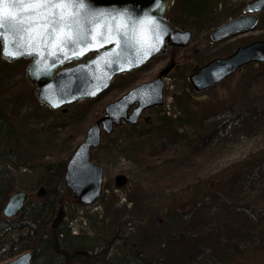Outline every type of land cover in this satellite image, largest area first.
Instances as JSON below:
<instances>
[{
    "label": "rangeland",
    "instance_id": "374dc122",
    "mask_svg": "<svg viewBox=\"0 0 264 264\" xmlns=\"http://www.w3.org/2000/svg\"><path fill=\"white\" fill-rule=\"evenodd\" d=\"M247 1L175 0L173 15L178 26L194 32L192 43L187 48L168 49L166 54L153 59L151 64L141 70L119 75L109 90L98 99L67 106L66 113L56 112L43 124H38L40 127L30 125L35 109L33 103L39 104L32 87L25 80L26 65L18 66L6 82L0 83L1 90H6L5 99L22 116V127L27 126L28 131H38L49 124L54 125L52 129L35 133V140L41 143V147L46 143L50 147L55 146L54 151L62 161L67 162L75 147L83 140L88 127L103 117L106 104L120 98L131 87L152 80L170 62V58L177 62V66L164 79V105L143 112L152 118L151 125L141 122L140 126H129L122 123L110 135L102 132L101 146L91 152V159L104 170L102 195L92 206L84 207L79 212L72 205L60 209L56 222L61 223L66 215L74 213L76 218L68 226L76 233L88 237L94 234L102 236L104 229L108 231L106 235L115 230L131 233L148 257L157 262L165 261L169 256L165 250L171 231L177 230L180 223L188 220L190 214L198 209L199 203L193 198L206 187L205 183L213 185L223 177L222 172L234 170V164H240L246 158L251 159L253 154L261 153L258 157L264 159V130L259 128V123H245L242 118L244 113H241L243 104H248L255 113L262 114L264 111V68L258 69L256 65L257 68L238 71L203 93L192 90L187 79L195 66L216 57H226L238 46L251 41L264 40V12L259 14L258 26L248 34L237 35L223 42L214 43L210 39L211 30L242 14ZM45 110L38 109L39 118L45 116ZM169 115L172 119L181 117L172 123L174 133L177 131L194 139L198 136L195 133L200 124L204 125V132L212 133L209 143L202 145L194 158L183 162L179 156H175L183 151L182 144L187 142H180L177 138L178 141L172 143L170 139L174 135L169 130L156 135L159 120ZM235 121L238 131L232 130ZM206 126H209L208 131ZM223 130L229 133L225 134ZM205 136L207 138V134ZM159 137L164 146L171 149L151 155L149 146ZM119 178L123 182L117 185ZM27 192L30 200L39 198L37 190ZM172 199L178 200V203L175 204ZM207 201L215 212L212 198ZM158 208L166 211L172 208L173 212H177L161 217ZM237 227L233 234L234 243L229 240L230 231L225 229L224 236L217 240V250L211 253L213 262L206 257L210 264H264V232L250 231L247 236L250 243H259L260 249L251 248L242 256L235 257V249L242 248L246 242L244 218ZM193 259V264H200Z\"/></svg>",
    "mask_w": 264,
    "mask_h": 264
},
{
    "label": "trees",
    "instance_id": "16d2710c",
    "mask_svg": "<svg viewBox=\"0 0 264 264\" xmlns=\"http://www.w3.org/2000/svg\"><path fill=\"white\" fill-rule=\"evenodd\" d=\"M24 63L25 61L21 60L9 65L0 58V83L6 82L12 71ZM260 67L264 68V65L261 64L258 69ZM249 68L257 67H246ZM5 91L0 87V261L31 251L32 264H193L192 257L200 264H210L206 257L213 262L211 253L217 250V240L224 236L225 229H228L229 240L234 243V229L239 228L238 222L242 218L245 219L244 228L247 229L244 234L246 242L242 248L235 249V257L242 256L251 248H261L259 243L252 244L247 238L250 231L264 232V159L262 156L258 157L261 153L253 154L251 159L246 158L240 164H234V170L222 172L223 177L213 185L205 183L206 187L193 198L199 203L198 209L190 214L188 220L182 221L177 230L171 231L165 250L169 256L165 261L157 262L148 257L133 239V234L125 231L115 230L114 233L111 231L112 234L110 232L106 235L108 231L104 229L102 236L94 234L93 237L81 233L73 234L68 223L76 218L74 213L66 215L61 223L55 219L60 209L66 206L72 205L78 212L84 209L74 202L72 194L63 183L66 162L54 151L55 146L50 147L46 143L41 147V143L34 137L35 133L52 129L54 125L49 124L38 131L26 130L27 126H21L23 121L19 111L14 110L12 103L5 99ZM33 105L35 109L30 125L39 126L55 114L46 108L45 116L39 118L38 109L43 108L34 103ZM249 107L248 104H243L241 108L245 123H259V128L264 130V111L262 114L255 113V110ZM187 112L189 115L190 112ZM180 119L181 117L172 119L164 116L159 120L156 135L169 130L174 135L173 139H170L172 143L178 140L187 142L182 144L183 151L175 155L185 162L194 158L202 145L209 143L212 133L204 132L203 124L197 128L195 134L198 136L194 139L186 134H178L177 131L174 133L172 123ZM199 122H202L201 119ZM208 130L209 126H206V131ZM232 130H239L237 121L232 125ZM164 145L160 137L155 138L149 146L150 154H159L171 149ZM39 187L45 188V197L29 199L16 219L3 218V206L13 192L33 191ZM209 198H212L215 204V212L209 207ZM172 200L175 204L178 203V200ZM158 209L161 217H168L177 212H173L172 208L168 211L164 208Z\"/></svg>",
    "mask_w": 264,
    "mask_h": 264
},
{
    "label": "water",
    "instance_id": "95a60500",
    "mask_svg": "<svg viewBox=\"0 0 264 264\" xmlns=\"http://www.w3.org/2000/svg\"><path fill=\"white\" fill-rule=\"evenodd\" d=\"M171 3L172 0H84L83 8L67 10L68 13L78 12L76 19L84 30L80 43L69 45L63 52L39 43L31 48L17 50L13 43L17 37L9 33L6 41L0 40V55L9 63L21 57L31 60L25 76L34 87V97L44 107L56 111L66 105L95 100L108 90L115 76L139 68L151 57L165 52L166 40L171 47L183 48L190 43L192 31H180L165 18ZM262 10L264 0L249 1L245 7L248 14L217 27L210 34L212 39L223 40L255 29L258 18L254 13ZM106 36L112 37V43H105L101 47ZM70 48L83 54L73 55ZM28 52L32 54L29 55ZM88 54L93 56L80 62ZM252 61L264 63V41L252 42L246 47L238 48L227 59H216L206 66L195 68L189 80L195 90L201 91ZM72 63L75 65L67 66ZM172 67L173 64L168 65L151 83L134 87L120 99L107 104L104 117L89 127L84 140L69 157L64 171V182L80 204L92 205L102 193L104 170L90 160L91 148L100 146L102 129L110 134L113 125H119L121 119L130 124L137 123L144 109L162 105L164 82L161 78ZM135 103L139 105L127 115L131 105ZM122 182L120 178L117 180V184ZM37 195L44 196V189L40 188ZM27 197L23 191L12 194L4 206V216L16 217L23 209ZM30 259L31 254L24 253L7 264H30Z\"/></svg>",
    "mask_w": 264,
    "mask_h": 264
},
{
    "label": "snow or ice",
    "instance_id": "6c2138e0",
    "mask_svg": "<svg viewBox=\"0 0 264 264\" xmlns=\"http://www.w3.org/2000/svg\"><path fill=\"white\" fill-rule=\"evenodd\" d=\"M83 7L84 0H0V40L6 41L11 33L17 37L13 40L17 50L39 43L63 52L69 45L80 43L84 35L82 25L76 19L78 12L68 13L67 10ZM105 43H112V37H104L100 46ZM70 50L73 55L83 54L74 48Z\"/></svg>",
    "mask_w": 264,
    "mask_h": 264
},
{
    "label": "flooded vegetation",
    "instance_id": "af4514ba",
    "mask_svg": "<svg viewBox=\"0 0 264 264\" xmlns=\"http://www.w3.org/2000/svg\"><path fill=\"white\" fill-rule=\"evenodd\" d=\"M176 66H177V65H176ZM176 66H175V67H176Z\"/></svg>",
    "mask_w": 264,
    "mask_h": 264
},
{
    "label": "bare ground",
    "instance_id": "6f19581e",
    "mask_svg": "<svg viewBox=\"0 0 264 264\" xmlns=\"http://www.w3.org/2000/svg\"><path fill=\"white\" fill-rule=\"evenodd\" d=\"M56 219V218H55Z\"/></svg>",
    "mask_w": 264,
    "mask_h": 264
}]
</instances>
